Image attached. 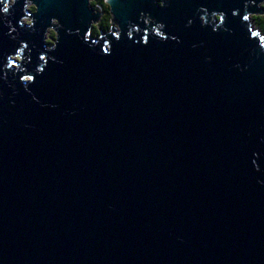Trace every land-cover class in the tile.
<instances>
[{"label":"water","instance_id":"obj_1","mask_svg":"<svg viewBox=\"0 0 264 264\" xmlns=\"http://www.w3.org/2000/svg\"><path fill=\"white\" fill-rule=\"evenodd\" d=\"M93 1L0 4V264H264V0Z\"/></svg>","mask_w":264,"mask_h":264},{"label":"trees","instance_id":"obj_2","mask_svg":"<svg viewBox=\"0 0 264 264\" xmlns=\"http://www.w3.org/2000/svg\"><path fill=\"white\" fill-rule=\"evenodd\" d=\"M92 5L94 7L100 6V9L103 13V16L99 22V24L95 25L93 28V35L94 36H99L100 31H109L112 25V15L110 12V6L107 4L106 0H94L92 2ZM32 11H35V8L32 9ZM253 21L255 24V27L258 28L263 34H264V15H259V16H253ZM54 33L55 32H51ZM49 42V41H48ZM51 43V42H49Z\"/></svg>","mask_w":264,"mask_h":264},{"label":"snow or ice","instance_id":"obj_3","mask_svg":"<svg viewBox=\"0 0 264 264\" xmlns=\"http://www.w3.org/2000/svg\"><path fill=\"white\" fill-rule=\"evenodd\" d=\"M3 3H4V0H0V4H3ZM161 6H163V5H161ZM2 11L4 13H7L9 11V8L7 6H5V7L2 8ZM233 15H235V13H233ZM244 19L247 20L248 17L245 16ZM158 35H159V33H158ZM256 35H257L256 33H253V36H256ZM261 47H264V37L261 38ZM41 59H44V58L41 57ZM41 71H43V69H41ZM24 79L27 80V81H33V77L32 76H26Z\"/></svg>","mask_w":264,"mask_h":264},{"label":"rangeland","instance_id":"obj_4","mask_svg":"<svg viewBox=\"0 0 264 264\" xmlns=\"http://www.w3.org/2000/svg\"><path fill=\"white\" fill-rule=\"evenodd\" d=\"M94 7V6H93ZM99 8L100 6H96V7H94V8ZM28 8L30 9V10H32L33 8H34V5H30V6H28ZM252 18V17H251ZM26 22H29V20H26ZM99 24V23H98ZM47 40L49 41V42H52V38H54L55 37V35H54V33H51V32H49L48 33V35H47Z\"/></svg>","mask_w":264,"mask_h":264}]
</instances>
